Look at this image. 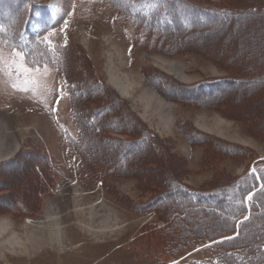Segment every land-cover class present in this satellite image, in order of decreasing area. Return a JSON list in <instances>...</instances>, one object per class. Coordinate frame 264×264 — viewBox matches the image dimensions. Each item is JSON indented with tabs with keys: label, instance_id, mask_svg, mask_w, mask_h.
Here are the masks:
<instances>
[{
	"label": "rangeland",
	"instance_id": "rangeland-1",
	"mask_svg": "<svg viewBox=\"0 0 264 264\" xmlns=\"http://www.w3.org/2000/svg\"><path fill=\"white\" fill-rule=\"evenodd\" d=\"M263 167L264 0H0V264H193Z\"/></svg>",
	"mask_w": 264,
	"mask_h": 264
},
{
	"label": "trees",
	"instance_id": "trees-1",
	"mask_svg": "<svg viewBox=\"0 0 264 264\" xmlns=\"http://www.w3.org/2000/svg\"><path fill=\"white\" fill-rule=\"evenodd\" d=\"M251 173L252 172L250 171V174ZM243 183H244L243 180L237 181V185L239 186L238 189L244 187ZM211 193L212 194L216 193L215 195H213L215 196L213 197V200L216 202L215 204H212L211 207H208V209L210 210L209 213H211L212 216L213 214L217 215V218L214 217L216 219L215 220L216 226H214L213 222H212L213 223L212 226L218 229V234L222 233V230L219 227H224L226 225L224 223V220L229 219V222L231 223V225L234 223L236 224L237 220L244 213L243 211L247 208V202L249 201V205H250L249 207L253 208L258 198H260L264 194V192L262 193L261 191H258L253 196H251V200L248 199L246 201L244 195H241L240 193L239 196L237 197V204H236L237 205L236 207L238 209H235L237 211H234V210L231 211L227 208L223 209L221 207V204H223L224 202L228 200L227 198L228 195H226L224 192L221 193V191L219 190L211 192ZM197 194L199 196V197L197 196V198H201L199 201H203L204 198H210V199L212 198L211 194L206 195V197H204L205 192H198ZM194 196L196 197L195 194ZM187 198H185V200ZM188 201L190 200L188 199ZM188 201H186V203ZM199 201L197 202V204H199ZM191 203L192 202H189V204ZM186 216L187 214H185L183 217H186ZM248 221L249 220L247 219V220L240 222L239 226L241 228L247 227L249 225ZM191 230L192 229L187 228V231L183 230L182 231L183 234L180 233V236L178 235V238H181V241H182L181 245H183L184 249L187 246H192V245L202 246L208 242L209 239L205 238L207 235L206 230L204 229L202 231L199 230L201 232H198L196 234L193 233ZM209 230H212V229L209 228L208 231ZM190 242H192V244H189ZM238 242L240 243L239 245L232 246V244L238 243ZM202 254H204L203 257H198V256L192 257V259H194L193 264H264V230L261 231V234H259L257 237L253 235V231H252V234H250V231H248V233L244 232L243 234L238 235L236 238H229L226 240H221L208 247L203 248Z\"/></svg>",
	"mask_w": 264,
	"mask_h": 264
},
{
	"label": "bare ground",
	"instance_id": "bare-ground-1",
	"mask_svg": "<svg viewBox=\"0 0 264 264\" xmlns=\"http://www.w3.org/2000/svg\"><path fill=\"white\" fill-rule=\"evenodd\" d=\"M58 7V6H57ZM57 7H53V13L55 15V17H59L60 16V11ZM110 81L113 84V86L124 96H129L130 95V87L127 83V81L123 80L122 78L119 77L118 74H116L115 72H110ZM15 243L12 242V244Z\"/></svg>",
	"mask_w": 264,
	"mask_h": 264
},
{
	"label": "snow or ice",
	"instance_id": "snow-or-ice-1",
	"mask_svg": "<svg viewBox=\"0 0 264 264\" xmlns=\"http://www.w3.org/2000/svg\"><path fill=\"white\" fill-rule=\"evenodd\" d=\"M17 55L20 56V59H21V60H24V56H23L22 54H20V53L18 52ZM16 71H17L18 73L23 74L24 72H27V71H29V70H28L27 68H25L23 64H21V65H19V66L17 67ZM13 87H14V88H18V85L14 84ZM18 90H21V91H27L26 88H18ZM248 199L251 200V196H249Z\"/></svg>",
	"mask_w": 264,
	"mask_h": 264
}]
</instances>
